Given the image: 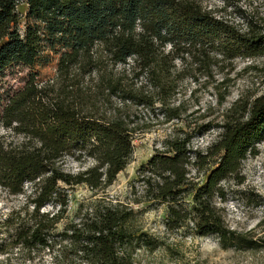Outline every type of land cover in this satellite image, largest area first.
<instances>
[{
    "label": "trees",
    "instance_id": "obj_1",
    "mask_svg": "<svg viewBox=\"0 0 264 264\" xmlns=\"http://www.w3.org/2000/svg\"><path fill=\"white\" fill-rule=\"evenodd\" d=\"M23 3L34 22L24 35L18 28ZM98 44L114 64L135 57L162 83L160 73L166 66L159 48L171 44L203 55L213 50L227 59L256 57L264 53V32L254 27L243 31L189 0H0V72L14 64L32 66L47 47L65 50L59 59L61 72L72 65L85 70L96 63ZM117 90L126 93L124 101L136 98L130 90ZM70 92L40 84L31 74L3 109V126L28 141L16 149L0 143V185L10 194H23L31 185L25 213L17 212L15 222L8 220L9 236L16 246L47 249L55 261L67 264H132L135 245L154 249L160 242L141 232L129 205L104 196L82 201L74 218L59 229L68 218L64 185H85L98 192L113 184L131 161L136 133L129 114L119 108L111 114L100 112L95 102L86 107L74 100L78 96L70 98ZM165 116L170 121L178 114L168 109ZM220 128L219 139L194 157L191 132L169 134L139 168L136 182L142 190H135V201L166 205L167 228L185 236L216 235L223 248L254 247L256 241L227 225L214 199L223 197L224 181H241L243 161L257 154L256 144L264 137V94L252 102L238 100ZM68 156L91 160L92 165L69 172L64 168ZM214 156L219 160L201 172ZM48 204L57 210L43 211Z\"/></svg>",
    "mask_w": 264,
    "mask_h": 264
},
{
    "label": "rangeland",
    "instance_id": "obj_2",
    "mask_svg": "<svg viewBox=\"0 0 264 264\" xmlns=\"http://www.w3.org/2000/svg\"><path fill=\"white\" fill-rule=\"evenodd\" d=\"M189 1L243 31L254 27L264 32V0ZM18 11L21 15L18 28L24 35L27 26L34 22L27 17L26 3L21 4ZM159 49L161 63L166 66L160 73L162 88L153 69L143 70L135 57L126 63L114 64L103 44L94 48L96 63L85 70L72 65L67 73L61 72L59 59L65 50L48 47L32 66H9L0 72V143L16 149L28 141L24 135L3 126L1 115L10 96L25 85L31 74L36 75L40 84L71 91L70 98L78 96L74 100L86 107L95 102L96 109L107 114L119 108L130 115L132 125L136 127L131 161L113 184L102 191L96 192L85 185L71 188L64 185L69 195L68 218L59 224V229L66 220L74 218L82 201H94L104 196L112 202L131 206L137 213L136 226L160 242L154 249L135 245L130 250L132 264H264V137L256 144L257 154L249 155L243 161L241 181H224L223 197L214 199L227 225L256 241L254 247L242 244L223 248L216 235L185 236L181 231L170 230L166 226V205L136 202L134 193L142 190L136 182L139 168L162 148L169 134L181 130L191 132L192 156L204 154L219 139L220 125L232 106L240 99L252 102L264 94V53L256 57L227 59L213 50L208 51L209 55H203L196 49L187 52V47L174 48L171 44ZM118 86L132 91L136 98L124 101L126 93L117 90ZM168 109L175 110L178 117L168 121L165 116ZM218 160L219 156L209 158L201 172L213 167ZM91 165V160L76 161L70 156L64 161V168L72 173ZM196 170L197 167L193 173ZM30 192L31 185L23 194H10L0 185V264H67L62 260L55 261L47 249H24L14 245L10 238L8 220H14L17 212L25 213ZM57 208L48 204L42 210L52 212Z\"/></svg>",
    "mask_w": 264,
    "mask_h": 264
}]
</instances>
